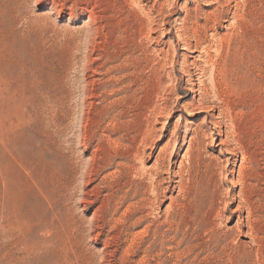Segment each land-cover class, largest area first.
Listing matches in <instances>:
<instances>
[{
	"label": "rangeland",
	"instance_id": "obj_1",
	"mask_svg": "<svg viewBox=\"0 0 264 264\" xmlns=\"http://www.w3.org/2000/svg\"><path fill=\"white\" fill-rule=\"evenodd\" d=\"M156 71L160 82L149 78L143 93L139 80L124 81L127 74ZM246 78L259 89L245 86ZM128 90L136 96L123 104L120 98ZM0 103V264H190L195 254L202 252V260L225 245L219 261L212 254L204 262L264 264V0H0ZM54 113L71 129L60 150L83 161L99 137L116 132L110 136L115 140L124 134L109 124L128 123L126 143L135 137L131 146L145 151L128 178L131 194L142 186L151 187L150 195L159 187L161 195L139 226L131 223L144 215L127 218L137 201L131 200L109 226L97 222L99 239L88 236L92 214L110 193L107 187L123 188L124 181L115 186L113 166L87 189L96 187L89 196L94 204L78 203L79 185L74 201L65 203L86 233L81 244L61 232L57 185L67 170L39 144V122L55 121ZM81 125L92 139L89 148L77 146ZM230 127L252 145L248 153L255 158L250 165L255 172L241 175L242 156ZM194 138L203 143L192 161L209 166L215 212L222 214L216 221L212 215L200 231H193L186 194V154ZM244 183L257 210L252 218L241 195ZM253 220L260 229L256 238L247 225ZM194 238L193 255L184 241ZM106 242L111 247L105 250ZM75 246L87 263L77 261Z\"/></svg>",
	"mask_w": 264,
	"mask_h": 264
},
{
	"label": "bare ground",
	"instance_id": "obj_2",
	"mask_svg": "<svg viewBox=\"0 0 264 264\" xmlns=\"http://www.w3.org/2000/svg\"><path fill=\"white\" fill-rule=\"evenodd\" d=\"M147 19V18H146ZM149 19V18H148ZM92 22V21H91ZM154 24V23H153ZM149 29V28H148ZM136 32V31H135ZM192 33V32H191ZM196 34V33H195ZM141 37V36H140ZM150 37V36H149ZM224 46V45H223ZM147 49V48H146ZM234 51V50H233ZM235 55V54H234ZM218 58V57H217ZM256 58V57H255ZM137 59V58H136ZM206 59V58H205ZM124 61V60H123ZM121 61V62H123ZM137 62V61H136ZM133 64V63H132ZM137 64V63H136ZM123 65V64H122ZM130 65V64H129ZM140 65V64H139ZM121 66V65H120ZM119 66V67H120ZM126 66V65H125ZM218 66V65H217ZM118 67V69L120 70V68ZM124 68V67H123ZM121 69L122 71L125 69ZM172 68V67H171ZM216 68V67H215ZM129 69V68H128ZM135 69V68H134ZM130 70V69H129ZM156 70V69H155ZM253 70V69H252ZM237 71V70H236ZM217 72V71H216ZM120 73V72H119ZM122 73V72H121ZM126 73V72H125ZM124 73V74H125ZM151 73V72H150ZM261 73V72H260ZM152 74V73H151ZM202 74V73H201ZM233 74V73H232ZM246 74V73H245ZM244 74V75H245ZM145 75V74H144ZM125 76V75H123ZM230 76V75H229ZM238 76V75H237ZM233 77V75H232ZM131 78L134 79V81L139 80L140 82H142L143 88H142V93L149 88V86L151 85V80L149 78H152L154 82H160L161 76L159 74L158 71H156V73H153L150 76H143V72L142 75L141 73H137L136 74H127L124 78V81H129ZM123 79V77H122ZM213 79V77H212ZM242 79L241 77H239V80ZM247 79V78H246ZM119 80V79H118ZM235 80V79H234ZM248 80V79H247ZM238 81V80H237ZM241 81V80H240ZM249 81V80H248ZM120 83V82H119ZM134 83V82H133ZM236 83V81H235ZM127 84V83H126ZM158 84V83H157ZM255 82L253 81H249L245 86L249 87L252 86L254 90H258L259 87H257ZM130 85V84H128ZM243 85V84H242ZM259 85V84H258ZM18 86V85H17ZM153 86V85H152ZM238 86V85H237ZM132 87V86H131ZM245 87V88H247ZM127 88V87H126ZM240 88V87H239ZM242 88V87H241ZM129 89V88H128ZM244 89V88H243ZM29 90V89H28ZM224 90V89H223ZM57 91V90H56ZM122 91V90H121ZM249 91V90H248ZM261 91V90H260ZM123 92V91H122ZM146 92V91H145ZM219 92V91H218ZM247 92V91H246ZM252 92V91H251ZM245 93V92H243ZM259 93V92H258ZM122 94V93H121ZM129 94V95H128ZM250 94V93H249ZM249 94H247L249 96ZM255 94V93H254ZM257 94V93H256ZM34 95V94H33ZM87 95V94H86ZM138 95V94H137ZM134 96L135 92H129V90L125 93V95L120 98V102H122L124 104V102H133L134 100ZM218 96V95H217ZM253 96V94H252ZM219 97V96H218ZM38 98V97H37ZM248 99V98H247ZM245 99V100H247ZM61 100V99H60ZM244 100V98H243ZM118 101V99H117ZM116 101V102H117ZM50 102V101H47ZM117 102V103H120ZM52 103V102H50ZM1 104V103H0ZM37 104V103H36ZM35 104V105H36ZM39 104V103H38ZM54 103H52L53 105ZM60 105V104H59ZM91 106V105H90ZM118 106V105H117ZM227 106V105H226ZM244 106V105H243ZM50 107V106H49ZM54 107V106H53ZM56 107V105H55ZM126 107V106H125ZM124 107V108H125ZM245 107V106H244ZM67 108V107H66ZM231 108V107H230ZM247 108V107H246ZM68 109V108H67ZM131 109V108H130ZM202 109V108H201ZM211 109V108H210ZM37 110V109H36ZM52 110V109H51ZM55 110V109H54ZM157 110V109H156ZM53 111V110H52ZM58 111V110H57ZM161 111V110H159ZM151 116H154L156 113L154 110H150L149 111ZM208 112V111H207ZM56 113V112H55ZM53 114V117H55V121H49V122H39V127L41 129V133H40V145H43L45 147H47L51 154L54 156L55 159V163L56 165H62L66 170H67V174L64 182H62V184L59 186L57 185V190L59 189L60 191H58L59 195H61L60 200L58 201V206H59V212L61 214V218L60 220H57L59 222V227L61 229V232L65 233L66 235H70L71 236V241H73L76 245H80L81 244V240L83 239L82 237L84 236V234H86L83 231V228L81 227V224L74 218V216L71 214V209L69 207H67L65 205V203L70 202L73 200L76 190H77V185L81 186V191L77 190V192H80V196L79 199L76 198L78 200L79 204H94L95 201H92L89 196L90 193L92 191H94L96 189L93 188V190L88 191L87 189L89 188V186L94 183L99 175L101 174V172L105 171L108 168H112L113 166H115L117 168L116 172L114 173V175H117V179H118V184H115V186L120 185L119 183L124 181V185L123 188H120V186L118 187V189L116 188L115 191L113 190V186H108L107 190L110 192L108 195H106V198L102 200V205L100 206V209L98 211H95L92 214V217L90 219V228H89V232H88V236L92 235L94 240L99 239L100 236V232L97 231L96 232V224L97 222H101L103 223V225L105 226H109L113 221L115 215L118 213V211L124 206V204L128 201L131 200H137L136 202H134L133 204H131L129 206V208H131L133 210V212H131L127 218H133L136 215L138 216L139 214L142 216H140L141 218H136L135 221L133 223H131V227H135V226H139L142 222H143V217H146L149 211H151L153 209V206L158 203V199L159 196V192L158 189L159 187H156L154 189L155 186H153V194L150 195L149 191L151 187L148 188H143L141 186L138 187L140 188L139 190H134L135 194H131V192H133L132 190V184L128 181V178L132 175V171H134L135 169V165L137 164V162H142V160L145 157V151L144 149L141 150L138 146V149L134 150V148L131 146V144H133L136 141L135 137H131V140H128V143H126V137L130 134L131 129H129L128 127V123H121L120 121H114L115 123L113 124H109L107 127L111 128L110 130H117L118 132H124V134H122L120 137L116 138L115 140H111L110 136L112 135H117L118 133H109L110 135H103L101 138L99 137V139L97 140V145L95 146L94 150L92 151V153H90V156L87 157V159H85L84 161L81 158H72L67 155H64V153L60 150V148L63 146L62 142L67 141V132H69L70 129V125L69 124H64L63 122H58V118L56 119V114ZM66 113V112H65ZM62 114V113H61ZM159 114V113H158ZM237 114V113H236ZM46 115V114H45ZM65 115V114H64ZM72 115V114H71ZM121 115V114H120ZM119 115V116H120ZM137 115V114H136ZM123 116V115H122ZM149 117V116H148ZM61 118V117H60ZM151 118V117H150ZM154 118V117H152ZM41 119V118H40ZM57 120V121H56ZM121 120V119H120ZM80 121V120H79ZM111 121V120H110ZM129 121V120H128ZM233 120H231V124L234 122H232ZM221 123V122H220ZM37 124V123H36ZM84 124V123H83ZM216 124V123H215ZM236 124V123H235ZM86 125V124H84ZM96 125V124H95ZM98 125V124H97ZM148 124H146L147 126ZM231 126V125H230ZM233 126V125H232ZM235 126V125H234ZM233 126V128H234ZM238 126V124L236 125ZM235 126V129H236ZM38 128V125L36 126ZM87 127V126H86ZM86 127L81 125L80 128H82V130L80 131L79 134H77V146L78 148H87L89 146L88 143H90V141L92 140L91 137L88 138V136L86 135ZM132 127V126H131ZM216 127V126H214ZM37 128L35 129V131L37 130ZM217 128V127H216ZM231 128V127H230ZM231 128V130L233 129ZM238 130H240L239 128H237ZM236 129V130H237ZM255 129V128H254ZM34 130V127H33ZM217 130V129H216ZM39 131L37 133H39ZM137 132L140 131V127L138 129H136ZM218 131V130H217ZM234 130H232L231 132H233ZM255 131V130H254ZM143 132V131H142ZM236 131H234L233 133H235ZM256 132V131H255ZM237 133V132H236ZM233 134L231 135L234 138V142L235 144L239 147L237 149H239L240 152H238L242 158H241V166L239 167V169H241V175L243 174H247V172H255V170L252 171L253 167H251V163H255L254 159H252V154L248 153L249 148L252 147L251 146H247L246 144H244L242 141L243 140L241 137L238 136L239 133L237 134ZM36 134V133H35ZM221 133L218 132L217 135H220ZM223 134L225 135L226 133L223 132ZM37 135V134H36ZM141 135V134H140ZM144 135V133H143ZM229 136V134H227ZM93 136V135H92ZM145 136V135H144ZM226 136V135H225ZM244 136V135H243ZM230 137V136H229ZM228 137V138H229ZM196 138V137H195ZM193 140V143H189V149L188 152L186 154L187 156V168H186V181L188 182V188H187V192L186 194H188L187 196H189V201L188 203V211L191 212L192 214V218L191 219V225L196 226L193 228V231H200L202 228H205L208 223H210V217L213 215V220L215 219H220L222 217V214L216 213L215 212V205H214V196H215V185H214V178L212 177V174H210V169L209 166L203 165L202 168L197 166L198 164H195L194 161H192V159L195 157V155L199 154V147L202 145L203 143V139H195ZM259 138V137H258ZM143 139V138H142ZM147 139L143 140V142L145 143ZM248 140V139H247ZM250 141H252V139H249ZM260 140V138H259ZM263 140V139H262ZM261 140V141H262ZM142 141V140H141ZM258 141V140H257ZM256 141V142H257ZM142 142V144H144ZM253 142V141H252ZM252 142H250L251 144H253ZM264 142V141H263ZM68 143V142H67ZM261 143V142H260ZM62 145V146H61ZM68 145V144H67ZM263 145V143H262ZM255 147H258L257 144L254 145ZM264 146V145H263ZM262 146V147H263ZM71 147V146H70ZM89 148V147H88ZM248 148V149H246ZM109 149V150H108ZM257 149V148H254ZM64 150V149H63ZM67 150V149H66ZM236 150V149H235ZM71 151H74L71 149ZM77 151V150H76ZM257 151V150H256ZM65 152V151H64ZM70 152V151H69ZM83 152H85L83 150ZM82 152V153H83ZM253 152V151H252ZM72 153V152H71ZM75 153V152H74ZM72 153V154H74ZM113 153V154H112ZM237 153V154H238ZM81 154V153H80ZM236 154V155H237ZM255 154V152H254ZM83 155V154H82ZM99 155H103L104 157L99 158ZM106 155H108V158L112 157L111 160L106 158ZM72 156V155H71ZM81 156V155H79ZM149 156V155H148ZM255 156V155H254ZM159 156L157 157V160L159 161L160 158ZM165 158V157H164ZM163 158V159H164ZM107 159V160H106ZM199 160V159H198ZM254 160V161H253ZM120 161V162H117ZM197 161V160H196ZM101 162L105 163V167H101ZM162 162V161H161ZM165 162V161H164ZM164 162L162 164H164ZM199 162V161H198ZM160 163V162H159ZM54 164V162L52 163V165ZM161 164V163H160ZM162 164L160 166H162ZM104 165V164H103ZM156 165V164H155ZM244 165H249L248 168L244 167ZM54 166V165H53ZM59 166V167H60ZM159 166V165H158ZM158 167L157 169L160 170V168L162 167ZM56 168V167H55ZM168 168V167H167ZM184 168V166H183ZM53 169V168H52ZM62 169V168H61ZM255 169V168H254ZM57 170V168H56ZM64 170V169H63ZM59 171V170H58ZM62 171V170H61ZM181 171V170H180ZM169 172V171H168ZM58 175V172H55ZM63 173V172H62ZM143 173V171H142ZM155 173V172H154ZM257 173V172H256ZM134 174V173H133ZM137 174V173H136ZM140 174V173H139ZM171 174V173H170ZM177 174V173H176ZM108 175V174H107ZM138 175V174H137ZM141 176H145L144 174H140ZM156 180L158 178L161 177L160 172H157L156 174H154ZM175 175V174H174ZM183 175V174H182ZM252 175V174H251ZM255 175V173H254ZM63 176V174H62ZM62 176L60 175V177L62 178ZM113 176V175H112ZM135 176V174H134ZM176 176V175H175ZM178 176V174H177ZM250 177V175H248ZM247 176V177H248ZM32 177V176H31ZM140 177V176H137ZM184 177V176H183ZM182 176L177 177L180 180H182L183 178ZM256 177V176H255ZM54 178V177H53ZM110 178V177H109ZM136 178V177H135ZM134 178V179H135ZM257 178V177H256ZM48 179V178H47ZM57 179V178H56ZM106 179V178H105ZM152 179V177H151ZM61 180V179H60ZM114 180V179H113ZM112 180V182H113ZM142 180V179H141ZM140 180V181H141ZM179 180V181H180ZM255 180V179H254ZM45 181V180H44ZM47 181V180H46ZM45 181V182H46ZM104 181V180H103ZM117 181V180H116ZM150 181V180H149ZM154 181V178L153 180ZM33 182V181H32ZM59 182V181H58ZM108 182V181H107ZM157 181H155L156 183ZM181 182V181H180ZM183 182V181H182ZM181 182V183H182ZM104 183V182H103ZM161 183V182H160ZM179 183V182H177ZM185 183V182H184ZM57 184V183H56ZM149 184V183H148ZM150 184H152L150 182ZM245 184V183H244ZM35 185V184H34ZM96 185V184H95ZM103 185V184H102ZM104 185L107 186V184L104 183ZM103 185V186H104ZM110 185V184H108ZM113 185V184H112ZM156 185V184H155ZM182 185V184H181ZM138 186V185H137ZM145 186V185H144ZM151 186V185H150ZM159 186V185H158ZM245 186H249L248 184H245L243 186V188L241 189V195L245 197H247V193L251 192L252 195V191L250 190H246ZM181 187V186H180ZM136 188V186H135ZM179 188V186H178ZM105 189V188H104ZM181 189V188H180ZM53 191V190H52ZM64 191V194H62L61 192ZM102 191V190H101ZM100 191V192H101ZM160 191V190H159ZM121 192L123 193L121 196H118L117 194ZM130 194L132 196H130ZM43 196V195H42ZM45 198V197H44ZM249 198H251V196L244 198V202H246L245 206L248 207V216L252 218L253 214L257 212L256 208H255V203L252 204L249 202ZM188 199V198H187ZM160 200V199H159ZM47 201V199H46ZM74 201V200H73ZM57 203V202H56ZM50 205V204H49ZM186 205V204H185ZM156 206V205H155ZM257 206V205H256ZM97 209V208H96ZM125 209V208H124ZM130 209V211H131ZM83 210V209H82ZM129 210V209H128ZM259 210V209H258ZM121 214V212H120ZM127 214V213H126ZM125 214V215H126ZM151 214V213H150ZM56 216V215H55ZM57 217V216H56ZM60 217V216H59ZM126 217V216H125ZM149 217V216H148ZM147 217V218H148ZM57 219V218H56ZM59 219V218H58ZM195 221H199V223H195ZM216 221V220H215ZM82 222V221H80ZM258 221L253 220L251 223L249 222L248 225V230L250 231V233L256 238V235L258 234L260 229H256V223ZM253 223V225H252ZM100 224V223H99ZM150 226V225H149ZM211 226V225H210ZM101 226H99L100 228ZM151 227V226H150ZM259 227V225H258ZM113 228V227H112ZM115 228V227H114ZM260 228V227H259ZM101 230V229H99ZM149 231V230H148ZM151 231V230H150ZM262 231V230H261ZM204 233V232H203ZM197 234V233H196ZM264 234V233H263ZM64 235V234H63ZM67 235V236H68ZM226 235V233H225ZM89 236V237H90ZM215 237L212 236V239H214ZM219 239V238H218ZM69 240V239H67ZM198 240V239H197ZM223 240H225V237L221 238L220 237V241L222 242ZM84 241V240H83ZM195 238L192 241H184L187 251L189 250V254H193L194 252L196 253V243L194 244ZM72 242V243H73ZM96 242V241H95ZM215 242V241H214ZM159 243V242H158ZM183 243V244H184ZM71 244V242H70ZM130 244V243H129ZM220 244V243H219ZM74 245V244H73ZM221 245V244H220ZM71 246V245H70ZM113 246V245H112ZM159 246V245H158ZM204 246V245H203ZM215 246V245H214ZM223 246V245H222ZM111 247L110 242H106L103 244V248L108 249ZM128 247V246H127ZM198 247V246H197ZM200 247V245H199ZM221 247V246H220ZM74 248H78V247H74ZM185 248V249H186ZM207 248V247H206ZM227 246H223L221 247V250L219 252H215V248L212 250L213 253L209 254L208 256L204 257L202 260L198 259V257H200L201 253H197L195 254V261H192L190 264H195V262L197 261L196 264H204V261H207L208 263V258L210 259V256L212 254H214V258L217 259L218 261L220 260L221 255L224 254L225 250H226ZM80 248L77 249L76 252V258L77 261L79 260V262H83V263H87L86 261L88 260L86 258V254L85 256L83 255L84 252L81 254V251H79ZM199 248H197L198 250ZM73 251V250H72ZM202 251V250H200ZM30 252V251H29ZM66 252V251H65ZM182 252V251H181ZM206 253V251H205ZM208 254V253H207ZM206 254V255H207ZM34 256V254H33ZM32 258V256H31ZM36 258V256H35ZM214 259V260H215ZM213 260V262H215ZM76 262V261H75ZM210 262V261H209ZM212 262V261H211ZM90 264V263H89ZM206 264V263H205Z\"/></svg>",
	"mask_w": 264,
	"mask_h": 264
}]
</instances>
